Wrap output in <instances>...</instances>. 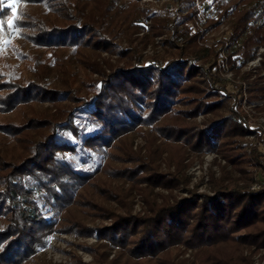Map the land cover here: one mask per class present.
Returning a JSON list of instances; mask_svg holds the SVG:
<instances>
[{
    "label": "trees",
    "instance_id": "16d2710c",
    "mask_svg": "<svg viewBox=\"0 0 264 264\" xmlns=\"http://www.w3.org/2000/svg\"><path fill=\"white\" fill-rule=\"evenodd\" d=\"M18 3L19 19L14 25L18 34L11 36L13 30L7 23L0 31V113L44 100L55 101L57 109L50 114L0 119V133L23 138L26 148L14 157L0 150V264H27L36 246L45 243L54 228L85 235L95 232L120 246L123 256L107 264H146L142 258L153 255L162 264H182L183 259L158 254L178 243L195 248L189 264H239V257L227 253L223 244L264 245V185L249 188L224 176L210 177L211 193L191 189L171 200L146 197L149 207L144 213H133L128 206L116 210L106 203L122 194L119 186L110 184L112 176L166 187L181 179L174 171L157 168L156 159L167 147L156 142L157 138L177 147L164 157L167 161H180L186 148L215 150L233 166L250 171L248 164L257 147L242 136L246 129L238 101H228L232 97L220 79L206 74L191 55L212 64L214 56L224 50L229 68L237 71L253 57V44L264 45V0H199L198 10L191 5L187 13L166 5L140 9L138 0ZM11 15V8L0 11V19L5 21ZM193 16L198 20L195 29ZM145 17L167 35L168 54L161 60L145 61L135 52L123 64L107 61V67L95 62L98 75L86 79L85 92L67 78L65 85L46 78L48 60L57 58L58 50L65 47L108 49L123 55L135 51L123 45L122 38L131 44L132 32L144 26ZM225 22L223 34L210 43L198 42L203 38L200 25ZM6 37L9 42L3 45ZM12 51L22 57L29 55L32 68L39 73L23 75ZM261 63L264 69V51ZM246 73L241 72L242 76ZM255 84L249 94L262 95L264 86ZM65 100L68 103H61ZM197 112L210 115L196 122L192 118ZM87 117L96 126L86 128ZM138 133L148 141L146 153L131 145L132 136ZM107 150L108 156L104 155ZM43 188L59 209L60 220H47L41 214L34 197ZM78 205L110 222L87 224L73 211Z\"/></svg>",
    "mask_w": 264,
    "mask_h": 264
},
{
    "label": "rangeland",
    "instance_id": "374dc122",
    "mask_svg": "<svg viewBox=\"0 0 264 264\" xmlns=\"http://www.w3.org/2000/svg\"><path fill=\"white\" fill-rule=\"evenodd\" d=\"M208 1V0H204ZM7 2V0H6ZM199 0H138V8L145 9L147 6L155 7H177L179 13H187L191 5L196 6L198 10ZM19 4V3H17ZM16 4V5H17ZM15 5V6H16ZM93 11V10H92ZM91 11V12H92ZM95 12V11H93ZM203 17V14L200 15ZM195 20V27L198 26V20L196 16H193ZM204 21L203 19H200ZM150 18L142 19L144 26L140 30H134L132 32L133 41L129 44L126 37L123 36V45H127L130 48H136L135 51L131 50L129 53L123 55L119 52H110L107 50H91L87 48H64L58 50V57H53L48 60L46 78L50 82H54L58 85L67 84V80H71L79 91H87V78L96 77L98 75L95 69V62L109 66L107 61L112 65L123 64L130 60V56L135 52H140V57L145 60H161L168 54L167 47V35L165 31L159 33L150 22ZM200 24V23H199ZM225 23H220L217 26H199L200 33L203 38L200 37L199 43H210L217 36L223 34ZM11 32V36L17 35L18 30ZM197 28V27H196ZM201 28V29H200ZM193 29V28H192ZM197 30V29H196ZM9 37L4 39L6 45ZM196 40V41H197ZM203 45V44H202ZM254 53L253 57L246 60L243 66L237 71H233L229 68V63L225 60L223 53L218 52L214 58V63L210 64L208 61L198 57L197 54L191 55V60L199 62L203 65V69L206 74L218 77L220 83L230 93L228 98L232 100L236 99L240 114L243 116L245 123V131L242 135L252 146L257 147L254 156L250 158L248 164L249 170L247 171L244 167H238L221 156L220 152L215 150L199 151L195 152L189 148L182 152L181 160L172 159L170 161L165 160L169 152L175 151L177 148H173L166 143L163 139L157 138L155 141L160 144H165L164 151L161 152L160 156L157 157V168L161 171H174L181 176L175 185L166 187L161 184H152L149 181H143L139 178L132 179L127 176H115L110 177V184L115 188L118 186L121 189V197L110 198L106 203L114 205L116 210H125L127 206L133 213H144L148 210L149 203L145 200L146 197H155L156 200H161L163 197L171 200L174 197L187 195L189 190L194 189L198 192L211 193L213 191L211 185V178H220L224 176V179L228 181H236L238 184L248 186L249 188H255L264 185V92L262 95H251L249 88L253 90V87L260 84L264 86V69L261 63V52L264 51V45L261 43H255L252 46ZM12 54L16 58L17 67L22 68L23 75H34L39 73L38 70L32 68L30 64V56L27 55L22 57L17 52L12 51ZM2 58H0V65L2 64ZM70 69V70H69ZM246 70L245 76H242L241 72ZM73 72V74H71ZM259 74L260 78L256 77ZM67 78V80H66ZM256 87V86H255ZM251 90V91H252ZM61 103H68V100L62 101ZM57 103L50 100L32 102L22 104L16 110L9 111L7 113H0V119H21L31 114H50V112L56 108ZM223 108V110H225ZM209 113L197 112L193 115L196 122H201ZM92 117H87L84 120L86 128H93L95 125ZM131 145L136 150H141L146 153L149 151L148 141L142 134H135L132 136ZM163 141V142H162ZM25 141L23 138H17L13 135H5L3 132L0 133V150L5 153V156L20 155L26 152L24 145ZM169 147V148H168ZM171 148V149H170ZM117 150V148H116ZM108 150L105 151L104 155L108 156ZM10 156V157H12ZM112 153L109 155L111 158ZM121 163V161H117ZM183 177V178H182ZM233 177V178H232ZM107 193V192H106ZM47 192L43 188L36 194L34 200L40 207V212L43 217L47 220H60L61 215L59 209H56L52 202L47 199ZM100 197V196H99ZM75 213H79L81 217L87 220V224L97 225L101 223H109L110 218L98 215L96 212L89 210L90 212H84L78 205ZM82 244L93 245L95 249L82 246ZM225 251L229 254L237 255L240 260L239 264H264V245L252 246L248 244H237V243H226L223 244ZM215 248V249H214ZM216 251L217 247H213ZM122 248L118 245H114L111 241H106L94 232L91 234H82L76 230H63L60 228H54L46 238L45 243L38 244L34 252L31 253L30 259L27 264H83L84 262H91L92 264H107V262L113 260L114 257L123 256L121 253ZM208 250V249H207ZM206 250V251H207ZM102 255H101V252ZM195 248L192 246L185 245L184 243H178L175 246H171L164 250V252H158L163 255L165 252L168 253L166 256H174L176 259H183L182 264H189ZM236 253V254H235ZM246 255L248 261H243V257ZM159 257L155 255L151 257H143L142 261H146V264H162L158 262ZM158 262V263H157Z\"/></svg>",
    "mask_w": 264,
    "mask_h": 264
},
{
    "label": "snow or ice",
    "instance_id": "6c2138e0",
    "mask_svg": "<svg viewBox=\"0 0 264 264\" xmlns=\"http://www.w3.org/2000/svg\"><path fill=\"white\" fill-rule=\"evenodd\" d=\"M19 2V0H7V3L5 4L0 0V11H3L4 8H11L12 15L7 18V20L0 19V31L3 29V25L7 23L8 28L10 30H15L14 25L15 22L19 19V16L17 14V9L15 5Z\"/></svg>",
    "mask_w": 264,
    "mask_h": 264
}]
</instances>
